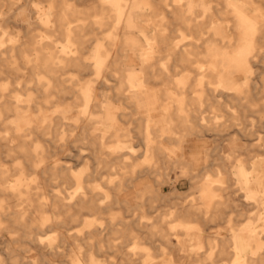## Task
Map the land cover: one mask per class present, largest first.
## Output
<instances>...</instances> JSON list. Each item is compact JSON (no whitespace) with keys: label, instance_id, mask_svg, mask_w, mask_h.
<instances>
[{"label":"bare ground","instance_id":"bare-ground-1","mask_svg":"<svg viewBox=\"0 0 264 264\" xmlns=\"http://www.w3.org/2000/svg\"><path fill=\"white\" fill-rule=\"evenodd\" d=\"M53 259L264 264V0H0V264Z\"/></svg>","mask_w":264,"mask_h":264},{"label":"rangeland","instance_id":"rangeland-1","mask_svg":"<svg viewBox=\"0 0 264 264\" xmlns=\"http://www.w3.org/2000/svg\"><path fill=\"white\" fill-rule=\"evenodd\" d=\"M38 1V0H36ZM21 7H25V3L21 2L20 3ZM28 6V10L30 13H33V3H30ZM12 25H16L17 23L12 21L11 22ZM127 74H128V81H129V87L132 90H138V91H142L144 89L147 88L146 83L144 82V69H143V64H138L137 66H133V67H127ZM149 88H153V84L148 85ZM144 102L146 103V105L149 108H153L154 107V101L152 98H150L148 95H145L143 98ZM126 110L125 105H123L121 102L115 101L112 98V95L109 94L108 97V106L106 108V115L107 116H111V117H115L117 118L119 116V114L123 111ZM139 112L143 115H147V111L145 108L141 107L139 105ZM76 115H71V116H67L64 115L65 120H70V121H75L77 118ZM114 126H121V123L118 120H114L113 122ZM106 130V129H105ZM105 130H102V135H105ZM226 140V139H225ZM238 141L241 143L240 139H238ZM220 145L222 144L221 142H218ZM242 144V143H241ZM212 143H209V146H211ZM221 149V147L219 148ZM73 154L71 153H67L66 155H64V164H67L69 166H71L72 168L75 169H81L82 167L89 165L90 162L88 160H84L81 163H76L74 161V159L72 160L70 156H72ZM70 161V162H69ZM176 173L171 174V183L170 184H165L163 187V191H165V193H170V191L174 188H177L180 191L186 192L188 191V189H190V184L187 180L185 179H179L178 181L176 180ZM176 184V185H175ZM174 185V186H173ZM236 194H239L236 193ZM244 213H246V210H243ZM231 217L239 219V220H244L246 218L245 216H238L237 212H233L232 214H230ZM206 234H218V235H226L228 234L227 228L225 224H214L210 226V229L206 232ZM35 257V254L31 255V256H27L26 260H32ZM63 259V258H61ZM61 259H53L52 262L53 263H60ZM189 259L186 260V263H188Z\"/></svg>","mask_w":264,"mask_h":264}]
</instances>
